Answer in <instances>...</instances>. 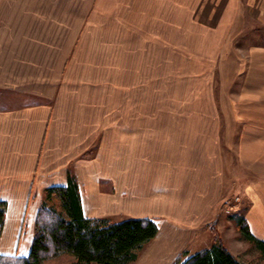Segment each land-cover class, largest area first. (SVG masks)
<instances>
[{
    "label": "crops",
    "instance_id": "crops-1",
    "mask_svg": "<svg viewBox=\"0 0 264 264\" xmlns=\"http://www.w3.org/2000/svg\"><path fill=\"white\" fill-rule=\"evenodd\" d=\"M200 35L221 36L223 52L263 49L246 37L264 35V0H0L1 255H30L40 208L32 194L66 186L71 170L85 217L163 220L184 242L199 220L198 167L187 159L183 167L178 153L136 155L150 125L120 123L118 104L120 85L135 83V57L149 62L152 38L156 51L170 42L183 52L182 37L196 44ZM213 186L205 210L216 204ZM244 196L245 223L264 241V193Z\"/></svg>",
    "mask_w": 264,
    "mask_h": 264
},
{
    "label": "rangeland",
    "instance_id": "rangeland-1",
    "mask_svg": "<svg viewBox=\"0 0 264 264\" xmlns=\"http://www.w3.org/2000/svg\"><path fill=\"white\" fill-rule=\"evenodd\" d=\"M192 38L196 44L190 41L191 36L182 37L183 52L170 42L156 51L157 43L152 38L149 62L139 59L142 53L135 57L133 88L129 84L126 92L122 91L125 85H120L119 122L150 125L151 139L145 144L136 143V155L149 151L148 156L159 158L178 153L176 158H182L183 167H187L186 159L198 167L200 193L198 225L183 234L184 242L177 228L158 220L164 235L139 251L137 261L131 264H175L181 255H194L216 242L244 264H264L261 252L245 240L236 223L249 213L245 191L264 193V48L223 52L218 49L224 45L216 42L221 36ZM246 39L251 47H264V35ZM245 44L240 46L247 48ZM147 78L150 81L146 82ZM162 136L168 139L160 141ZM169 147L176 148L175 153L165 152ZM95 149L86 157H92ZM69 175L75 173L71 170ZM211 183L214 186L208 193H215L216 204L205 210L210 206L202 198ZM45 193L37 196L34 192L30 203L38 201L41 208L46 202ZM60 205L58 199L48 203L62 212ZM177 212L168 215H180ZM128 216L132 215L119 212L101 218L119 222ZM46 264L76 262L70 255H60Z\"/></svg>",
    "mask_w": 264,
    "mask_h": 264
},
{
    "label": "trees",
    "instance_id": "trees-1",
    "mask_svg": "<svg viewBox=\"0 0 264 264\" xmlns=\"http://www.w3.org/2000/svg\"><path fill=\"white\" fill-rule=\"evenodd\" d=\"M67 181L66 186L46 190V202L36 218L30 255L22 258L0 254V264H46L50 258L60 255L72 256L76 264H131L137 261L139 251L158 236L160 226L156 219L128 217L113 222L108 218L85 217L78 181L72 175ZM54 199L60 201L62 212L48 206ZM6 207L5 202H0V240ZM245 222L244 218L236 222L241 235L254 244L264 257V241L253 235ZM175 264L244 263L237 260L223 244L216 242L211 248L194 255L185 258L181 255Z\"/></svg>",
    "mask_w": 264,
    "mask_h": 264
},
{
    "label": "bare ground",
    "instance_id": "bare-ground-1",
    "mask_svg": "<svg viewBox=\"0 0 264 264\" xmlns=\"http://www.w3.org/2000/svg\"><path fill=\"white\" fill-rule=\"evenodd\" d=\"M264 228V227H263Z\"/></svg>",
    "mask_w": 264,
    "mask_h": 264
}]
</instances>
